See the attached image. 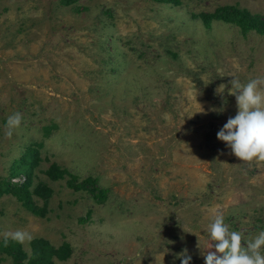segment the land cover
Here are the masks:
<instances>
[{
  "label": "rangeland",
  "instance_id": "1",
  "mask_svg": "<svg viewBox=\"0 0 264 264\" xmlns=\"http://www.w3.org/2000/svg\"><path fill=\"white\" fill-rule=\"evenodd\" d=\"M180 1L0 0V246L22 229L29 257L36 239L69 245L53 264H181L185 249L205 264L211 209L245 242L264 231V163L218 140L238 108L216 93L264 77V34L193 17L234 6L264 19V0ZM53 163L108 194L52 181ZM29 174L52 189L46 217L4 192ZM0 264L17 263L0 248Z\"/></svg>",
  "mask_w": 264,
  "mask_h": 264
},
{
  "label": "clouds",
  "instance_id": "2",
  "mask_svg": "<svg viewBox=\"0 0 264 264\" xmlns=\"http://www.w3.org/2000/svg\"><path fill=\"white\" fill-rule=\"evenodd\" d=\"M222 73V70L218 69ZM231 87L220 84L217 95L225 89L235 96L238 112L230 117L217 133L218 140L224 142L241 161L264 163V77H255L241 83L233 77ZM22 116L14 113L5 123V135L10 139L15 129L21 126ZM211 222L207 232L210 238L209 250L202 249L205 264H264V231L244 241L242 233L229 229L223 214L211 209ZM31 233L18 229L4 233L5 243L9 240L23 244L31 240ZM200 247V244H198ZM181 264H190L192 257L187 249L178 254Z\"/></svg>",
  "mask_w": 264,
  "mask_h": 264
},
{
  "label": "trees",
  "instance_id": "3",
  "mask_svg": "<svg viewBox=\"0 0 264 264\" xmlns=\"http://www.w3.org/2000/svg\"><path fill=\"white\" fill-rule=\"evenodd\" d=\"M79 0H63L67 5L76 4ZM175 5H181L180 0H164ZM195 19H200L204 26L210 28L215 21H223L239 26L244 32L256 30L264 34V19L259 16H253L247 10H241L234 6H226L217 9L214 13H201L193 15ZM32 163L28 166L29 169L37 166L39 158L36 150L30 149L29 153ZM26 168V167H24ZM45 174L52 181L65 180L68 177L67 184L75 191L90 190L96 200H103L108 194V190H101L97 185V179L88 178L82 183L78 178L70 173L67 169L61 168L58 164L53 163ZM19 175H15L17 177ZM4 192L13 195L18 201L31 211L33 214L40 217H46L48 199L52 196V189L45 183L38 184L33 190L32 175L29 174L28 180L22 185H12L10 182L3 185ZM37 196L45 201L42 207H38L33 197ZM33 254L31 257L23 250L22 244L9 240L7 244L2 241L0 248L4 253L12 257L17 264H53L52 259L66 260L70 253L69 245H64L61 248L52 247L48 241L36 239L32 242ZM27 261V262H24Z\"/></svg>",
  "mask_w": 264,
  "mask_h": 264
},
{
  "label": "built area",
  "instance_id": "4",
  "mask_svg": "<svg viewBox=\"0 0 264 264\" xmlns=\"http://www.w3.org/2000/svg\"><path fill=\"white\" fill-rule=\"evenodd\" d=\"M26 181V178L22 177V176H17V177H13L11 179V184L12 185H22L24 184Z\"/></svg>",
  "mask_w": 264,
  "mask_h": 264
}]
</instances>
